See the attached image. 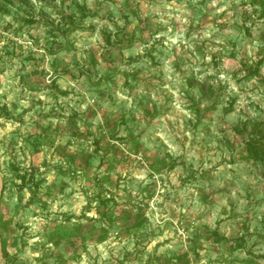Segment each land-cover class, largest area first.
I'll use <instances>...</instances> for the list:
<instances>
[{"label":"rangeland","instance_id":"374dc122","mask_svg":"<svg viewBox=\"0 0 264 264\" xmlns=\"http://www.w3.org/2000/svg\"><path fill=\"white\" fill-rule=\"evenodd\" d=\"M260 125L264 0H0V264H264Z\"/></svg>","mask_w":264,"mask_h":264},{"label":"trees","instance_id":"16d2710c","mask_svg":"<svg viewBox=\"0 0 264 264\" xmlns=\"http://www.w3.org/2000/svg\"><path fill=\"white\" fill-rule=\"evenodd\" d=\"M264 126V125H263ZM264 128L262 125L253 129L251 134H249L248 138L244 140V154L251 161H260L264 163ZM1 198V197H0ZM118 204L111 198L107 199H98V205L95 208V218L90 219L92 224L88 227L85 225H80L78 227L79 230L83 228H87L88 230L93 231L91 233V237H94L96 241H102L107 232L111 229L112 225H114L117 221L123 222L125 224L128 221V212H125L127 215L122 216L123 212L120 211L116 216L115 209ZM122 219H124L122 221ZM93 223H98L97 227H94ZM93 234V236H92ZM2 248V247H1ZM2 255L5 257L2 249Z\"/></svg>","mask_w":264,"mask_h":264},{"label":"water","instance_id":"95a60500","mask_svg":"<svg viewBox=\"0 0 264 264\" xmlns=\"http://www.w3.org/2000/svg\"><path fill=\"white\" fill-rule=\"evenodd\" d=\"M1 193H2V181L0 178V197H1ZM2 257V248H1V240H0V259Z\"/></svg>","mask_w":264,"mask_h":264}]
</instances>
